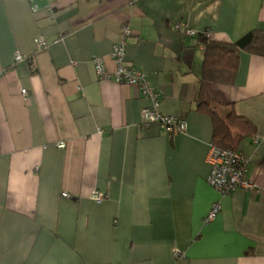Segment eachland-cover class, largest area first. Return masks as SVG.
Instances as JSON below:
<instances>
[{
    "label": "crops",
    "instance_id": "crops-1",
    "mask_svg": "<svg viewBox=\"0 0 264 264\" xmlns=\"http://www.w3.org/2000/svg\"><path fill=\"white\" fill-rule=\"evenodd\" d=\"M177 22L231 43L264 30V0H0V264H264V56L241 51L232 84H205L255 126L235 145L253 186L221 195L196 110L205 46ZM123 40L184 132L144 131L139 87L96 75L92 56L113 72Z\"/></svg>",
    "mask_w": 264,
    "mask_h": 264
},
{
    "label": "built area",
    "instance_id": "built-area-1",
    "mask_svg": "<svg viewBox=\"0 0 264 264\" xmlns=\"http://www.w3.org/2000/svg\"><path fill=\"white\" fill-rule=\"evenodd\" d=\"M34 8L35 5H33ZM175 30H180L185 35L196 36L197 34H203L206 38H209L210 34L207 30L196 31L191 29L182 22L174 24ZM129 29L124 28L122 32L123 38L130 35ZM36 44L39 48L45 46V42L42 36L36 39ZM125 54V40L117 42L113 45L110 57L115 64V70L109 72L106 70L104 61L99 56H92L91 63L94 71L99 78L108 79L112 78L115 82L125 83L132 86H138L144 96H146L150 103L143 107L140 111L139 126L141 128H148L152 124L157 125V128L167 134L184 132L187 126L186 119L180 116L165 115L159 110L160 96L152 88L146 86V76L144 71L137 69L127 64L124 60ZM25 59L22 54H15L14 61L19 62ZM5 72V69H0V75ZM22 93L25 94L26 90L23 89ZM256 143L257 140H254ZM58 147H64L63 141L57 144ZM206 163L209 165L210 171L207 175V183L214 188L221 195H225L236 188H249L253 186L251 183L244 179V173L248 164V159L239 151L233 149H222L212 143L209 145L206 157ZM63 197H67L66 192L62 193ZM91 199L100 201L104 195L99 190H95L91 193ZM220 204L214 203L207 214L205 221L209 222L218 213Z\"/></svg>",
    "mask_w": 264,
    "mask_h": 264
},
{
    "label": "trees",
    "instance_id": "trees-1",
    "mask_svg": "<svg viewBox=\"0 0 264 264\" xmlns=\"http://www.w3.org/2000/svg\"><path fill=\"white\" fill-rule=\"evenodd\" d=\"M197 36L199 42L205 46V50L196 110L206 113L212 120L211 143L222 149L236 150V143L254 136L255 126L246 117L238 115L232 108L225 109L217 103L208 93L205 84L207 82L232 84L237 73L241 51L264 56V30H250L231 43L213 42L203 34H197ZM152 127L157 128V125L152 124L142 129L145 131ZM262 163L264 164V159Z\"/></svg>",
    "mask_w": 264,
    "mask_h": 264
}]
</instances>
